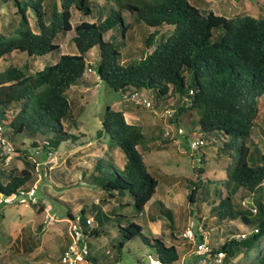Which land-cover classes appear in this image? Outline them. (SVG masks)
Here are the masks:
<instances>
[{"label":"trees","instance_id":"obj_1","mask_svg":"<svg viewBox=\"0 0 264 264\" xmlns=\"http://www.w3.org/2000/svg\"><path fill=\"white\" fill-rule=\"evenodd\" d=\"M13 2L20 15L18 35L4 37L0 32V60L12 51L25 52L28 58L60 51L59 43L55 42L57 33L65 35L72 28L75 35L71 39L77 53H60L57 61L32 72L25 66L12 64L0 69V125L4 135L16 140L22 134L30 141L37 134L46 137L37 144L35 139L30 142L34 154L40 149L44 152L59 150L62 141L77 143L85 135L68 130L75 119L67 90L84 83L86 69L93 68L102 82L122 96L150 93L153 109H174L169 122L175 128L187 124L190 132L195 134L198 126L196 138L203 141L196 150V153L200 152V163L205 159L201 147L206 146L216 147L217 156L229 158L225 194L210 206L209 214L218 221L214 225L222 224L225 219L226 222L238 219L246 230L227 222L224 241L217 246L208 243L214 253H224L221 264H264V200L255 197V192L264 183V149L251 140L260 99L264 96V16L237 14L228 17L211 9L203 12L189 0H114L117 8L112 7L100 22L81 21L73 26L71 8L89 14L90 0H55L48 17L43 8L44 0ZM30 9L35 14L33 23ZM121 11H128L133 15L132 20L152 29L143 40V55L138 59L121 60L122 53L112 41L104 38L106 32L118 24L124 30L132 25L124 22ZM164 26L172 27V31L158 38L159 30ZM94 47L98 48L99 57L97 64L91 66L89 52ZM67 122L69 127H66ZM184 134L183 131L181 135ZM94 137L107 138V146L119 148L125 156L122 165L115 163L112 157L113 162L110 161L106 154L95 158L91 175L102 191V198L95 203L98 212L103 210L100 205L104 206L111 198L121 199L126 195L131 196L135 209L141 212L154 195L159 181L146 169L140 148H146L150 142L165 144L171 140L166 141L155 132L145 133L140 125L125 120L123 110L108 104ZM22 139L23 147L27 144ZM235 144L236 153L232 154ZM9 145L13 152L17 149L15 151L22 152L26 159L25 148L21 150ZM157 147L165 148L159 144ZM33 171L34 163L29 160H25V168L19 171L5 173L0 169V195L13 197L20 188L35 182ZM202 172L203 169L198 167L196 180H188L191 184L189 201L196 199ZM239 190L249 192V203L232 200ZM128 203L130 200L119 205ZM84 213V208L77 215L68 209L66 215L69 219L79 216L84 234L98 235V228L86 224ZM198 219L204 222L205 217ZM240 233H246V236L237 238ZM118 234L121 239L111 244L117 256L107 264L119 262V251L125 241L142 236L141 226L128 221L124 226L119 225ZM142 238L163 264L180 260L192 247L185 238L181 239L188 245L185 244L182 250L175 244L166 245L162 237ZM203 239L199 234L196 242ZM196 258L195 254H187L183 264H192ZM86 259L94 264H106L98 262L95 256L90 257L89 252Z\"/></svg>","mask_w":264,"mask_h":264},{"label":"rangeland","instance_id":"obj_2","mask_svg":"<svg viewBox=\"0 0 264 264\" xmlns=\"http://www.w3.org/2000/svg\"><path fill=\"white\" fill-rule=\"evenodd\" d=\"M189 1L203 12L211 9L216 14L228 17L237 14L264 16V0ZM53 2L55 0L43 2L47 17ZM90 7L89 14H84L74 7L71 8L70 21L73 26L81 21L100 22L111 8H117V5L114 0H90ZM29 12L33 23L34 11L30 9ZM121 15L125 23L131 22L132 25L124 30L123 26L118 24L106 32L104 38L112 41L122 53L121 60L138 59L143 55L141 52L144 50L143 40L152 29L142 22L132 20L133 15L128 11H121ZM19 21L20 15L13 0H0V32L4 37L18 35ZM171 31L170 26L162 27L158 38L167 36ZM74 35L73 28L65 35L61 32L57 33L55 42L59 43L60 51L37 58H28L25 52L12 51L0 60V69L12 64L21 68L26 67L32 72L41 69L45 64L57 61L60 53H77L71 39ZM98 57V48L94 47L89 52L91 66L97 64ZM82 81L84 83L71 86L67 90L75 119L74 125L68 130L73 134L82 133L85 136L81 137L77 143L62 141L55 160H51L40 148V151L34 154V148L30 146V142L35 139L37 144V141L45 139L46 137L41 134H37L31 141L22 134H19L16 140L10 139L8 135V137L5 136L3 132L0 135L4 139V141L0 140V169L5 173L10 170L19 171L25 168V160H29L34 163L33 177L37 180L36 205L24 206L18 204L14 197L3 198L0 195V264H59L60 251L67 244L69 237L70 219L66 215L68 209L72 214L77 215L84 208L85 217L93 218L90 228L96 227L100 233L85 234L84 241L90 257L95 256L98 262L106 264L117 256L111 244L121 239L118 234L119 225L124 226L128 221L141 226L143 237L149 238L151 235L162 237L166 245L175 244L181 250L185 244L188 245L181 239V232L191 222L205 224L203 228L207 234L206 240L212 246H217L227 237L224 230L227 222L231 223L229 225L246 230L238 219L227 222L225 219L222 224L214 225L218 221L213 214H209L210 206L217 203L225 194L226 167L229 158L227 155L217 156L216 147L206 146L201 147L205 159L200 163V152L196 153V150L190 147V143L198 136L197 125L195 134L190 132L187 124L181 125L184 135L176 133L174 125L169 122V117L165 113L166 108L153 109L143 104L144 98L152 101L150 93H142L135 98L122 96L113 92L102 82L93 68L84 71ZM107 104L114 109L123 110L125 120L128 123L140 125L145 133L155 132L166 141L171 140L165 144L162 141L150 142L145 146L146 148H140L146 169L159 181L154 195L141 212L135 209L129 195L121 199L111 198L104 206L100 205L103 209L100 213L95 204L102 198V191L91 175L95 158L106 154V157H112L119 165L125 161V156L119 148L107 146V138L102 137L100 140L94 137L96 130L100 127L101 115ZM256 122L251 140L258 142L264 149V96L260 99V111ZM69 126L67 122L66 127ZM166 130H170L168 137L165 135ZM48 133L50 132H45V134ZM21 139L29 146L22 147ZM9 142L14 148L21 150L25 148L26 159L22 152L15 151L17 149L14 152L9 151ZM157 144L165 148H158ZM236 147L237 144L231 150L232 154L236 153ZM113 160L110 161L113 162ZM198 167L203 169L200 174L202 183L198 185L199 189L193 202L188 198L191 189L188 180H196ZM33 183L34 181L28 185L31 186ZM259 196L264 200V183L262 188L255 192V197ZM129 200L130 203L119 205ZM232 200L247 204L251 198L249 192L239 190ZM108 211L114 212L107 213ZM199 217H205L204 222L199 221ZM142 236L137 235L125 241L123 248L119 251L120 264H147V254H154V251L144 243ZM262 246H264V240ZM232 262L233 260L230 263Z\"/></svg>","mask_w":264,"mask_h":264},{"label":"built area","instance_id":"obj_3","mask_svg":"<svg viewBox=\"0 0 264 264\" xmlns=\"http://www.w3.org/2000/svg\"><path fill=\"white\" fill-rule=\"evenodd\" d=\"M134 98L138 97L136 94L132 95ZM143 104L147 107H151V100L144 98ZM174 109L168 108L165 110V113L168 117H170L173 114ZM176 133L182 134L183 128L178 127L175 128ZM3 132V128L0 125V135ZM170 134V130L165 131V135L168 136ZM4 138V137H3ZM0 140L4 141V139L1 138ZM203 141L201 139L196 138V140L192 141L190 143L191 149L197 150L198 146L202 144ZM8 150L12 151L10 145H8ZM59 150H48L45 151V154L51 159L55 160L57 158V153ZM39 151H36L38 153ZM36 189H37V180L31 185L20 188L17 193L13 196L18 204L29 206L32 203H36ZM3 197V196H2ZM5 198V197H3ZM253 212L256 211L255 208H251ZM86 224L88 226H91L93 224V218L92 217H86ZM203 236V240L196 242V237L198 235ZM206 232L204 231L202 224H194V222H191L181 233V238L187 239L188 242L192 243V247L181 256L180 260L173 262L171 264H183L185 256L187 254H195L197 258L192 262V264H221L224 253L219 251L214 253L211 246L208 244V241L206 240ZM68 243L64 246L63 250L60 253L59 256V264H94L91 261H88L86 259L87 254L89 252L87 244L84 241L85 234L83 233V230L80 225V219L79 216H77L75 219L69 220V228H68ZM237 238H243L246 236V233H240L236 235ZM184 248V247H183ZM182 248V249H183ZM147 264H163L162 261L159 259L157 254H147ZM115 264H120L119 262H116Z\"/></svg>","mask_w":264,"mask_h":264},{"label":"crops","instance_id":"obj_4","mask_svg":"<svg viewBox=\"0 0 264 264\" xmlns=\"http://www.w3.org/2000/svg\"><path fill=\"white\" fill-rule=\"evenodd\" d=\"M260 111V110H259ZM259 115V114H258ZM258 118V117H257ZM257 123V122H256ZM259 125V124H258ZM252 135V134H251Z\"/></svg>","mask_w":264,"mask_h":264}]
</instances>
